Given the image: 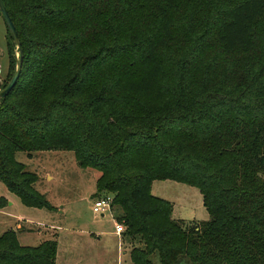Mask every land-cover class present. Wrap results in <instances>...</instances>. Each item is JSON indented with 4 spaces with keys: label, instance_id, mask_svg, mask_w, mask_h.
I'll return each instance as SVG.
<instances>
[{
    "label": "trees",
    "instance_id": "obj_1",
    "mask_svg": "<svg viewBox=\"0 0 264 264\" xmlns=\"http://www.w3.org/2000/svg\"><path fill=\"white\" fill-rule=\"evenodd\" d=\"M213 1L2 0L22 50L0 99L7 190L54 210L15 154L74 152L97 173L96 195L112 197L125 236L140 238L130 264H152L155 252L161 264H264V0H216L217 10ZM185 4L212 11L200 27L220 53L196 80L195 56L182 57L167 89L164 54ZM166 180L197 188L209 220L173 219L151 193ZM56 250L54 240L27 247L12 230L0 235V264H55Z\"/></svg>",
    "mask_w": 264,
    "mask_h": 264
},
{
    "label": "rangeland",
    "instance_id": "obj_2",
    "mask_svg": "<svg viewBox=\"0 0 264 264\" xmlns=\"http://www.w3.org/2000/svg\"><path fill=\"white\" fill-rule=\"evenodd\" d=\"M216 4L217 1L214 0L208 6H211L212 10L214 8L217 10ZM209 14H212L211 10L190 8L188 4L183 5L176 14L174 44L171 51L164 54L166 79L163 86L167 89L174 87V74L182 57L189 59L195 56L196 65L191 75L193 79L190 77L189 80H196L203 68L219 55L220 46L214 36L202 35L205 29L200 27L201 20L203 18L207 20ZM190 17L193 32L187 29ZM256 34L258 41L261 42L264 33L258 29ZM200 49L201 52L198 51ZM197 52L200 54L197 55ZM18 57V50L13 47L0 14V85H6L12 79ZM225 67L226 65H222L218 72L220 79ZM27 157L24 152L15 154L16 161L22 164L28 173L37 177L38 180L34 183L35 190L44 196L54 210L23 205L20 198L10 193L0 182V198L7 201L2 208L4 210L0 211V235L12 230L16 233L18 242L27 247L38 246L44 238L45 241L54 240L57 242L56 257L59 264L77 263L76 259L80 260L86 256L87 251L94 252L97 256V259H93L95 264H130L131 250L142 247L140 238L125 236L123 233V238L119 240L111 235L115 230V222L118 223L117 216L120 215L117 207H112L111 213L104 216L93 212L94 199L110 196L106 193L96 195L95 170L80 167L74 152L63 149L34 152L28 157L30 161ZM151 193L169 201L172 205L173 219L182 221L185 225L209 220L202 196L195 187L170 180L155 181ZM17 225H20L23 231H19ZM72 238H78L81 244L76 241L74 247L73 242L71 243ZM79 251L81 254L77 253ZM150 261L152 264H161L156 252L151 255ZM179 264L191 263L183 259Z\"/></svg>",
    "mask_w": 264,
    "mask_h": 264
},
{
    "label": "water",
    "instance_id": "obj_3",
    "mask_svg": "<svg viewBox=\"0 0 264 264\" xmlns=\"http://www.w3.org/2000/svg\"><path fill=\"white\" fill-rule=\"evenodd\" d=\"M0 14L4 20L5 26L8 30V32L10 33V36L15 44L16 49L18 50V61H17V66H16V70L14 72V75L12 77V79L9 81V83L6 85L5 88L0 90V99L6 97L10 91L14 88L19 75H20V71H21V64H22V50H21V43H20V39L18 36V33L15 29V26L2 2V0H0Z\"/></svg>",
    "mask_w": 264,
    "mask_h": 264
},
{
    "label": "built area",
    "instance_id": "obj_4",
    "mask_svg": "<svg viewBox=\"0 0 264 264\" xmlns=\"http://www.w3.org/2000/svg\"><path fill=\"white\" fill-rule=\"evenodd\" d=\"M112 198L110 196L100 197L93 200L92 210L96 214L104 216L106 213H111ZM115 233L121 235L124 233V227L122 224L115 222Z\"/></svg>",
    "mask_w": 264,
    "mask_h": 264
},
{
    "label": "crops",
    "instance_id": "obj_5",
    "mask_svg": "<svg viewBox=\"0 0 264 264\" xmlns=\"http://www.w3.org/2000/svg\"><path fill=\"white\" fill-rule=\"evenodd\" d=\"M27 159H28V157H27ZM28 161H30V160L28 159ZM152 186H153V183H152ZM151 189H152V187H151ZM3 210H4V209H2V210H0V211H3ZM16 228L19 229V231H23V229H21V226H20V225H17ZM111 235L117 237L119 240H121V239L123 238V234H121V235H117V234L115 233V230H114L113 232H111ZM45 237H46V236H45ZM76 239H77V240H76ZM43 241H45V238H44ZM76 241L79 243V245L81 244V241L78 240V238H72L71 243L73 242V246H74V247H75V243H77ZM119 243H120V242H119ZM120 247H121V246L119 245V250H120ZM77 253H78V254H81V251H79V252H77ZM122 254H126V252H122ZM128 254H129V253H128ZM96 257H97V256L95 255L94 252H89V251H87L86 256L81 257L80 260H79V258L76 259V260H77V263H75V262H67L66 264H95L94 261H93V259L96 258ZM96 259H97V258H96ZM58 262H59L58 258L55 257V264H59ZM60 264H64V263H60Z\"/></svg>",
    "mask_w": 264,
    "mask_h": 264
}]
</instances>
